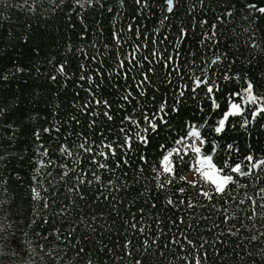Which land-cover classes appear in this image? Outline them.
<instances>
[{
    "label": "snow or ice",
    "instance_id": "snow-or-ice-1",
    "mask_svg": "<svg viewBox=\"0 0 264 264\" xmlns=\"http://www.w3.org/2000/svg\"><path fill=\"white\" fill-rule=\"evenodd\" d=\"M116 2L119 9L126 7V0ZM41 3L43 0H31V3L29 0H0L4 9H24L33 15ZM47 5L44 11L51 14L67 8V27L70 30L75 26L73 16L79 20L82 27L78 39L81 43L74 45L65 42L62 59L57 60V56L53 55L47 60L52 71L41 73L39 67L35 68L36 74L46 75L47 81L55 86V91L49 89L51 95L37 93V103L50 105L45 109L46 114L40 116V110H37L36 116L28 117L43 121L40 127L31 129V138L38 145L36 150L45 159L30 161L33 174L29 177V193L19 208L13 210L15 201L11 205L6 200L0 201V264H26L25 257L29 254L38 255L41 264H51L52 261L63 264V258L69 252L75 264H94L93 255L102 253L108 256L113 253L112 247L96 237L98 232L111 233L117 221L114 219L112 225L105 228L102 223L103 211H94L100 208L102 201H107L111 204L110 211L118 218L120 211L117 203L123 202L111 195L113 192L127 194L136 190V199L145 198L144 206L138 209L143 214L145 208L150 211L157 208L156 201L167 186L183 182L197 189L199 196L209 202L207 207L227 213V208L216 206L215 198L227 197L225 202L230 203L235 199L230 190L246 187L241 183V178L247 179L251 175L259 179L257 169L264 172V149L257 147L259 139H253L264 137V47L253 39L244 50L220 52L207 69L201 67V74H193L186 82L177 59L181 58L183 44L189 38L197 51L200 47H207L209 42L219 48L220 27L241 11L244 13L242 18L254 26V36L255 28L264 23V0H245L240 9L233 7V0H133L134 14L131 20L135 23L110 32L111 51L110 44L105 42L104 51L93 54H89L83 43L88 24L82 13L87 7L98 10L101 16L111 14L114 8L109 0H70V3H66V0H47ZM157 9L160 10V18L156 23L161 27L174 28V35L171 32L165 34L157 28L142 32L136 27L146 13L156 17ZM181 10L188 22L182 20L178 25L173 24L172 19L180 18ZM40 14L43 15V12ZM7 20L5 11L0 10V22ZM112 22L115 23L114 17ZM96 24L95 30L103 37V25L99 21ZM125 32L135 43H129ZM16 39L30 46V55L40 54L43 37L34 35L30 24ZM125 44L129 45V52L121 51ZM161 46H164L163 49ZM91 47L95 49L96 45L92 44ZM169 47L173 49L171 53ZM142 49H146L147 54L138 58ZM188 55L192 57L191 66H195L196 53L189 52ZM229 55L233 59L228 62L227 70L218 77L215 72L209 75L208 70L218 64L222 57L227 60ZM108 59H112L115 67L109 65L106 73ZM183 59L188 66L187 58ZM237 63L240 64L239 69L234 67ZM73 64L75 68L69 72ZM29 71L27 66L13 61V70L6 75L0 74V82H7L10 76ZM174 75L181 83L173 80ZM241 80L244 87L240 90L221 91L229 83ZM69 84L72 85L70 91ZM61 94L65 98L71 96L62 115L61 105L52 104L53 99L59 100ZM218 94L224 100L223 107ZM189 100L191 105L188 104ZM16 111L15 108L0 106V129L6 133L0 136V168L10 166V159H23L17 157L15 152L7 151L21 130L20 121L14 119ZM189 111L193 114L189 115ZM48 116L56 119L49 120ZM177 127L180 132L173 136ZM52 134L56 135V140H53ZM44 135L49 139L47 146L42 142ZM72 137L79 142L73 140L69 143ZM153 148L159 149L157 162L151 166L157 191L152 193L147 187L139 191L135 185L141 182L144 165L149 162L148 153ZM49 166L56 169V175L67 187V193L73 194H63L66 203L61 201L62 193L53 181H48L51 188L48 195L49 188H44L38 179L39 169ZM185 167L187 172L181 174ZM129 169L132 176H129ZM101 173H110L116 179H107L105 184ZM48 176H53V173L48 172ZM15 180L21 185L24 183V177L18 172ZM68 180L72 181L70 186ZM33 182L38 187L33 186ZM7 183L8 180L0 179L5 192ZM99 186L104 191H100ZM185 191V187L176 189L179 194ZM105 192L110 195H105ZM258 199L264 201V187H259L255 195L245 193V199L238 201L240 205H245L247 201L251 209V215L247 217L249 221L257 215V207L264 210V203L258 205ZM24 204L28 205L27 209ZM162 204L174 214L177 209L187 211L197 206L205 207L191 199L174 200L171 196H165ZM261 214L264 215V211ZM135 219V216L131 220L125 219L120 226L127 225L128 229L142 234L145 228L132 222ZM222 220L231 222L227 215H223ZM179 222L183 223L182 217ZM155 223L159 225L160 219L157 218ZM25 229H31L35 237L42 241L39 253L26 239L29 233ZM227 231L230 235H236L238 230L233 226ZM21 236L25 239H21ZM158 239L159 234L151 240L145 238L133 249L132 241L123 238L116 246L124 252V257L131 258L129 264H156L158 257L153 246L159 247ZM200 239L203 240V237ZM256 240L257 236L252 235L249 242ZM56 242L63 244L64 248L61 249ZM48 243L52 244L51 248L47 247ZM169 243H175L181 249L185 244L188 246V255L180 258L184 264H204L206 240L197 247L190 236L181 233V239L173 238ZM260 255L264 260V252ZM45 257L49 258L48 262H45ZM73 261L68 264H73Z\"/></svg>",
    "mask_w": 264,
    "mask_h": 264
},
{
    "label": "trees",
    "instance_id": "trees-1",
    "mask_svg": "<svg viewBox=\"0 0 264 264\" xmlns=\"http://www.w3.org/2000/svg\"><path fill=\"white\" fill-rule=\"evenodd\" d=\"M17 2H19V0H17ZM29 2L31 3V0H29ZM244 2L245 0H233V7L235 9H240ZM66 3H70V0H66ZM109 3L114 8L113 13L111 14L106 13L101 16L98 10L89 9L87 7L82 13L88 24V32L83 43L89 54H93L97 51L103 52V44L105 42L110 44L109 50L111 51V42L109 41L110 32L113 29L126 28L129 23H135L131 20V16L134 14L133 0H126V7L123 9H119L116 0H109ZM47 7V0H43V3L37 7L36 14L33 15L24 9H4L3 5L0 4V10H4L5 14L8 16L7 21L0 22V74L6 75L12 71L13 61L23 64L30 69L29 72L10 76L7 82H0V106H8L17 109L14 119L20 121L19 127L21 129L18 133L17 140L7 149V151L15 152L17 157H23V159H10V166L5 165L0 168V179L8 180L6 185L7 192L4 191L5 186L0 185V201L6 200L9 205L15 201V207L13 210L19 208L21 203L28 196L30 187L29 177L33 174L30 161L35 162L36 160L45 159L36 150L38 145L34 143L31 138V129L40 127L43 121L39 119L31 120L28 119V117L36 116L37 110H40V116L46 114L45 109L49 108L50 105H45L43 102L37 103V93H47L48 95H51L49 89L55 91V86L47 81L46 75L36 74L35 68L39 67L41 73L52 71L47 64V60L53 55L57 56V60H61L64 51L63 45L65 42H71L74 45H79L81 43L78 39V33L82 27L79 20L73 16L72 22L75 26L70 30L67 27V8L58 10L56 14H51L44 11ZM77 10L79 11V9ZM156 11V17H152L146 13L144 17L140 18V23L136 25V27L140 28L142 32L145 29L151 32L153 28H157L165 34L171 32L174 35V28H169L167 26L161 27L156 23V20L160 18V10L157 9ZM41 12H43V15L40 14ZM243 15L244 13L241 11L238 16L229 18V20L220 27L219 48L209 42L207 47H200L197 51L191 38L183 44L181 58L177 59V64L185 75V82L190 79L193 74L199 76L201 74L200 68L204 67L207 69L215 55H218L220 52L228 49H231L232 51L244 50L253 39L259 43L261 47H264V23H261L258 28H255V35L253 36L254 26H250L248 21L242 18ZM197 16H199L198 12ZM113 17L115 18V23L112 22ZM209 19H212L211 14H209ZM182 20L185 23L188 22L183 10H181L180 18H173L172 23L178 25ZM96 21H99L103 25V37H101L95 30L97 27ZM28 24L31 25V31L34 35L43 37L40 54L38 56L30 55V46L22 44L16 39L17 36L23 34L25 26ZM246 28L248 29L247 32L245 31ZM197 31H199L198 28ZM124 36L126 39H129L130 34L125 32ZM143 42L144 41H141V43ZM129 43H135V41L129 39ZM92 44L96 45L95 49L91 47ZM163 47L164 46H161L162 49ZM121 51L129 52V45L125 44ZM168 51L171 53L173 49L169 47ZM189 52L196 53L195 66H191L192 57L188 55ZM146 54L147 50L142 49L138 54V58L143 57ZM183 58H187L189 62L188 66L185 65ZM232 59L233 57L231 55L228 56L227 60H224L222 57L218 64L213 65L212 68L208 70L209 75H212V73L215 72V75L218 77L222 71L227 70L228 62ZM241 59H243V57H241ZM109 65L115 67L112 59H108L105 64L106 73L109 70ZM234 67L235 69H239L240 64L237 63ZM74 68L75 64L69 67V72H72ZM172 78L176 83H181L175 75ZM242 87H244L242 80L239 82L234 81L229 83L226 88H222L221 91H237ZM68 88L70 91L72 85L69 84ZM161 92L166 95L163 89H161ZM70 99V95L65 98V96L61 94L59 100L53 99L52 104L59 103L61 105L62 115L63 111L67 110L66 106ZM218 99H220L219 94ZM220 103L223 107L224 100L220 99ZM188 104L191 105L190 100L188 101ZM192 114L193 113L189 111V115ZM48 119L55 120L56 117L48 116ZM203 131L206 135H209L207 129H204ZM179 132L180 129L177 127L173 136H177ZM2 135H6V133L3 132V129H0V136ZM52 138L53 140H56V135L52 134ZM209 138H211L210 135ZM253 139H259L260 143L257 144V147L264 149V137H253ZM73 140H76L77 143L79 142L75 137H72L70 138L69 143H72ZM42 142L45 146L48 145L49 139L47 135L42 136ZM158 151V148H153L149 151V162L144 165L145 171L140 177L141 182L135 185V189L143 191L144 188L147 187L152 193L157 191L151 166L157 162ZM0 154H2V151H0ZM84 167L87 171V166L85 165ZM128 171L129 176H132V171L130 169ZM17 172L24 177L23 185L15 180ZM48 172H52L53 176H48ZM186 172L187 168L185 167L181 174ZM257 172L259 174V179L254 178L251 175L247 179L241 178V183L246 185V187H234L230 190L231 195L235 197L230 203L225 202L228 199L227 197L223 199L220 197L215 198L216 206L227 208V213L217 212L215 209L207 207L209 202L199 196L197 189L191 188L183 182H177L173 185L167 186L166 190L160 193V199L156 201L157 208L154 211L145 208L143 214H141L138 209L141 206H144L145 198L136 199V190L130 191L127 194L123 192H113L111 195L116 196L119 201L123 202L122 204L117 203V208L120 211V216L118 218L114 212L110 211L111 204L107 201H102L100 208L94 209L96 212L103 211L102 223L105 225V228L110 227L114 219L117 221L116 226L112 227L111 233L98 232L96 237L97 239L102 238L103 244L112 247L113 253L108 256H104L102 253L99 255H93L92 259L94 264H129L131 258L124 257V252L116 245H119L123 238H127L132 241L131 247L134 249L139 246V242L143 239L147 238L151 240L156 238L157 234H159V247L153 246L158 257L156 264H184V261L180 258L188 255V246L185 244L184 249H181L179 245L169 243L173 238L181 239V233L190 236L196 242L197 247H199L204 240L208 242L205 246L207 255L204 259V264H264V260H262L260 255L261 252H264V235H261L264 233V215L261 214L264 210L257 207V215L253 220L249 221L247 217L251 215V209L248 207L247 201L245 205H240L238 203L240 199H245V193H247V195H255L259 187H264V172L259 171V169H257ZM117 175H119V173H117ZM101 176L105 184L107 183V179H116V177L110 173H101ZM38 179L43 183L44 188H49L48 195L51 194V188L49 187L48 181H53V183L56 184L57 190L62 193L60 198L61 201L65 203L67 201H64L63 194L73 195L67 193V187L63 186L62 182L59 181V177L56 175V169H53L50 166L39 169ZM71 183V180L67 181L69 186ZM33 186L38 187L34 182ZM179 187H185V193H177L176 189ZM99 190L104 191V188L99 186ZM41 193L42 195L45 194L43 189H41ZM104 194L110 195L107 192ZM165 196H171L174 200L183 198L187 201L191 199L194 202H198V204H204L205 207L197 206L194 209L187 211L177 209L174 214L173 211L164 208L162 200ZM257 203L259 205L260 203H264V201H259L258 199ZM23 206L25 209L28 208L27 204H24ZM223 215H227L231 222L222 220ZM132 216L136 217L132 222L137 223L138 227L143 226L145 228V231L142 234L135 230L128 229L127 225H124L123 227L120 226L125 219L131 220ZM141 216H143V218H141ZM181 217L183 218V223L179 222V218ZM157 218L161 221L159 225L155 223ZM20 219L23 220V217L21 216ZM173 221H176V223H173ZM233 226L238 230L236 235H230L227 231L228 228H232ZM25 230L29 233L26 239L31 241L32 246L35 247L36 252L39 253V245L42 241L35 237L31 229ZM36 230L40 231L41 229ZM252 235H256L257 240L249 242ZM200 237H203V240H201ZM21 239L25 238L21 236ZM56 243L59 244V242ZM165 245H168V247H165ZM47 247L51 248L52 244L48 243ZM59 247L62 249L64 248V245L59 244ZM161 252L163 255H161ZM249 253H251V255H249ZM134 255H137V258H139L138 254L134 253ZM122 257L123 259H121ZM48 260L49 258L45 257V262H48ZM25 261L26 264H31V262L41 264L38 255L29 254V256L25 257ZM69 261H73L71 252L64 256L63 264H68ZM51 264H56V262L52 261ZM73 264H75V261H73Z\"/></svg>",
    "mask_w": 264,
    "mask_h": 264
}]
</instances>
